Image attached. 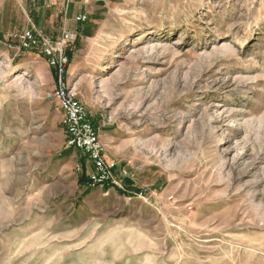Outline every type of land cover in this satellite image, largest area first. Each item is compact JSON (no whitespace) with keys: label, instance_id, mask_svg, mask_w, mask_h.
Instances as JSON below:
<instances>
[{"label":"rangeland","instance_id":"rangeland-1","mask_svg":"<svg viewBox=\"0 0 264 264\" xmlns=\"http://www.w3.org/2000/svg\"><path fill=\"white\" fill-rule=\"evenodd\" d=\"M96 4L0 0V264H264V0ZM28 30L73 35L112 184L68 146Z\"/></svg>","mask_w":264,"mask_h":264},{"label":"built area","instance_id":"built-area-1","mask_svg":"<svg viewBox=\"0 0 264 264\" xmlns=\"http://www.w3.org/2000/svg\"><path fill=\"white\" fill-rule=\"evenodd\" d=\"M85 20L86 16L78 18L79 22ZM70 41H73L71 33L64 32L62 38L53 43L41 33L28 30L21 38V47L26 51L40 50L49 66L58 69L59 80L54 98L64 113L63 122L68 134V146L83 152L91 162L93 170L89 177L90 185L104 187L115 182L114 168L107 164L105 147L99 134L89 120L86 107L76 99L74 89L66 78L70 61L66 49ZM122 173L127 175L125 171Z\"/></svg>","mask_w":264,"mask_h":264},{"label":"crops","instance_id":"crops-1","mask_svg":"<svg viewBox=\"0 0 264 264\" xmlns=\"http://www.w3.org/2000/svg\"><path fill=\"white\" fill-rule=\"evenodd\" d=\"M61 1L63 0H42L43 5H45V7L49 8V10L53 9L56 10L58 7V4L61 3ZM68 1V3H70L72 6H74L75 4L77 5V11H75L74 9L72 10V16H79V15H86L87 13H92L94 7H98V5L96 4L97 2H102L103 0H91V2H93V4H91V8H88L84 5L83 0H65ZM47 5V6H46ZM55 7V8H54ZM84 13V14H83ZM87 16V15H86Z\"/></svg>","mask_w":264,"mask_h":264},{"label":"trees","instance_id":"trees-1","mask_svg":"<svg viewBox=\"0 0 264 264\" xmlns=\"http://www.w3.org/2000/svg\"><path fill=\"white\" fill-rule=\"evenodd\" d=\"M80 183H81L82 185H87V184H89V182H88L84 177H82V179L80 180Z\"/></svg>","mask_w":264,"mask_h":264},{"label":"bare ground","instance_id":"bare-ground-1","mask_svg":"<svg viewBox=\"0 0 264 264\" xmlns=\"http://www.w3.org/2000/svg\"><path fill=\"white\" fill-rule=\"evenodd\" d=\"M21 68H22V65H19V66L16 68L15 72L18 71V70L21 69Z\"/></svg>","mask_w":264,"mask_h":264}]
</instances>
